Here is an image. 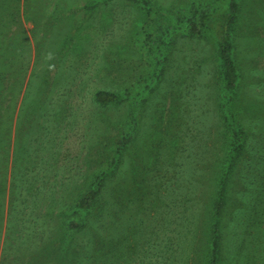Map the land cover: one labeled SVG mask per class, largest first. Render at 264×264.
Here are the masks:
<instances>
[{
    "label": "rangeland",
    "instance_id": "374dc122",
    "mask_svg": "<svg viewBox=\"0 0 264 264\" xmlns=\"http://www.w3.org/2000/svg\"><path fill=\"white\" fill-rule=\"evenodd\" d=\"M149 1L9 2L16 22L0 25V264H206L205 226L182 236L179 223L185 205L214 199L230 114L222 21L200 34L188 25L230 0ZM238 2L235 107L247 140L221 264H264V0ZM102 90L124 99L102 105ZM102 175L95 202L81 209ZM197 247L204 262L188 261Z\"/></svg>",
    "mask_w": 264,
    "mask_h": 264
},
{
    "label": "trees",
    "instance_id": "16d2710c",
    "mask_svg": "<svg viewBox=\"0 0 264 264\" xmlns=\"http://www.w3.org/2000/svg\"><path fill=\"white\" fill-rule=\"evenodd\" d=\"M141 1L145 4H150L151 2L149 0ZM9 2H11V0H0V25L5 28H9V25H12L14 21L16 22L14 16L10 19L6 17ZM239 5L238 0H230L228 10L224 13H203L200 16L199 23L190 19L188 25L192 34H200L202 28L205 27L211 19L216 18L222 21L221 36L217 42V58L219 63V76L224 90L223 98L226 99V102L223 103V107H227L226 110L230 114L229 116L224 113V111L222 113L221 121L227 136V145L224 153L219 155L213 163V171L217 176L215 180L216 188L214 199L212 202L207 203L200 198L202 201H198L193 207L185 205V211L179 223V230L182 229L181 231L183 232L180 233L182 236H185V233H192L193 229L202 228L203 225L205 226L207 234L206 264H221L224 219H226L228 214L233 216L232 213L234 210L238 211L241 208L240 198L237 197L241 189L239 187L233 189L236 168L244 161L247 140L246 125L238 118V114H241V110L235 107L240 104L236 100V97L239 93L241 77L235 59V39L233 31L238 22ZM16 55L17 54H15V56ZM14 59L15 57L9 62L11 67L14 66ZM7 76V73H5L6 78ZM123 99L124 97L121 94H116L111 91L102 90L96 94V101L102 105L119 102ZM235 109H237V111H235ZM134 129L135 125H132V131ZM130 135L131 132L126 136ZM128 142V138L125 139V142L121 144L119 150L122 151L121 148L126 146ZM201 158L204 159L203 162H207L211 159V157L206 155H201ZM103 181V175L96 178L86 195L78 202V206L81 209L87 210L93 205L102 189L101 184ZM242 186L243 185H241V188ZM182 195L184 201L190 199L189 190L184 189ZM69 223L72 228H79L82 226L72 219ZM184 239L185 238H183V241ZM184 242H186V240ZM192 243L193 242L189 240L186 246H190ZM192 256L196 260L199 258L200 261H203L204 259L203 255H201V248L199 247L189 252L188 261L192 259Z\"/></svg>",
    "mask_w": 264,
    "mask_h": 264
}]
</instances>
